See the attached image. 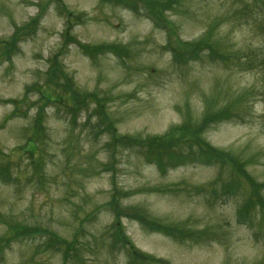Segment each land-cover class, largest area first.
Wrapping results in <instances>:
<instances>
[{
  "label": "rangeland",
  "instance_id": "rangeland-1",
  "mask_svg": "<svg viewBox=\"0 0 264 264\" xmlns=\"http://www.w3.org/2000/svg\"><path fill=\"white\" fill-rule=\"evenodd\" d=\"M157 2L182 40L214 26L212 57L177 60L141 4L130 11L100 0H0V264H130L111 201L187 223L195 238L170 239L119 218L156 264H264V219L244 206L248 187L227 166L202 158L195 140L170 148L179 161L119 140L186 126L264 183V0ZM65 10L73 13L70 30ZM15 28L26 36L11 50ZM67 36L75 42L65 46ZM76 41L105 49L89 57ZM227 50L235 52L223 63L215 54ZM65 79L77 95L61 87ZM219 112L225 120L198 129ZM9 223L30 234L2 247Z\"/></svg>",
  "mask_w": 264,
  "mask_h": 264
},
{
  "label": "trees",
  "instance_id": "trees-1",
  "mask_svg": "<svg viewBox=\"0 0 264 264\" xmlns=\"http://www.w3.org/2000/svg\"><path fill=\"white\" fill-rule=\"evenodd\" d=\"M104 2H117L120 3L122 5H126L127 7L131 8L132 10H135V3H139L142 2L144 4L145 10H149L152 13L156 14L157 17V21L152 17V19L154 20L156 25H160V24H165L166 28L168 29L169 33H170V25L169 23L165 22L164 18H163V10L165 8V6L162 3H158L157 0H102ZM212 34V31L210 30L207 34L206 37L202 40V41H196V42H188V43H184V48H186L187 53H189V55L191 57H193L194 54H198L202 48L204 47V44L211 49V46L209 44L210 41V36ZM18 37V32L14 35V37L12 38V42L16 40V38ZM204 44H203V43ZM10 49H13V44L10 43ZM90 48V47H89ZM211 55V53H210ZM215 55H217L218 58L223 59V57L216 53ZM55 64L56 62L53 61ZM54 67L55 65H53V69H52V74L50 75L51 80L55 81V78H58L57 73L54 71ZM57 86H60V83H57ZM64 88H68V91L71 92L74 95H77V93L71 88V83L70 81L65 79V85L61 86ZM46 99V97H44ZM91 99L94 100V97H92ZM97 102V101H96ZM226 112H219V113H215L212 117H209L208 115H206L203 118V121L200 123V125L198 126V129L201 128H205V126L207 124H209V122L212 121V119H219L220 121L225 120V117L223 115H225ZM37 122H39V119H37ZM40 123H41V119H40ZM38 125H40L39 123H35L34 124V133H37L40 128L38 127ZM183 129L182 128H175L170 132H167L164 136H153V137H148L146 140L144 141H136V140H131V139H122L120 138L119 140H126L127 144L130 143H135L136 145L140 146H145L146 149H148L152 154H155V156L157 157H161V156H166L169 160L172 159L175 161H179L182 158V154L179 155H172L170 156L169 153H167L170 148L175 144H177L178 142H182L183 146H185V144L187 143L188 139L190 140H195L196 147L199 150V155L206 159V160H211L213 162H217L220 163L222 166H227L230 169L231 174L233 175V173H235V177L237 178V180H243L247 187H248V197L245 201L244 206H247L249 208L252 209H256L259 210L262 214V219H264V197L261 195L262 192H264V183L261 182H257L255 179H253L248 173H246L243 168L241 163H239L237 160V157H231L227 152L224 151H219L216 149H213L212 147H210L207 143H205L204 141H202L196 134V132L194 131L193 134H195L193 136L192 133H190V131H188L189 129H187L188 127L184 126ZM126 144V145H127ZM34 146V148H36V146L34 145V143L32 144ZM200 148V149H199ZM148 160H152L151 156H148ZM207 162V161H206ZM169 166V165H168ZM160 170L162 172H164L166 170V167H162L159 166ZM234 178V176H233ZM233 182H235V179H233ZM128 195V193H125V196ZM124 196V193H123ZM252 200H254L252 202ZM110 205L112 206V210L114 211V214L116 216V219L118 220L121 217H127V218H131L133 220H137L138 222H140V224L148 230H158L161 232H164V234L168 235V236H176V235H181V234H187L189 235V233H175V229H173L171 226L169 225H164L161 223H158L156 220L152 219V218H147L144 216V214L139 211L138 209H134V208H122L119 207L116 203L111 202ZM239 212V211H238ZM117 224L118 222L115 221ZM264 224V223H263ZM119 225V224H118ZM117 225V238L119 236V238L121 239L122 243H125V247L127 248V251L130 255V260L133 264H149V263H153V262H158L157 260H155L153 257H150L148 255H145L141 252H139L137 249L134 248L133 245H131V243L128 241L127 237L124 235L121 226L118 227ZM9 229H8V233L6 234V237L3 240L4 242L9 241L10 238H16V236L20 235V234H24L25 232H27L29 229L25 226H20L17 224H12L9 223L8 224ZM178 231L180 229H177ZM183 230V229H181ZM120 241V240H119Z\"/></svg>",
  "mask_w": 264,
  "mask_h": 264
}]
</instances>
